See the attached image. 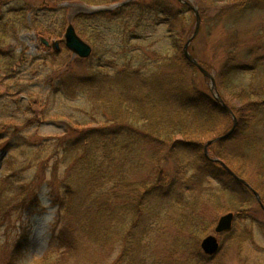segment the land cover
Returning a JSON list of instances; mask_svg holds the SVG:
<instances>
[{
	"label": "trees",
	"instance_id": "16d2710c",
	"mask_svg": "<svg viewBox=\"0 0 264 264\" xmlns=\"http://www.w3.org/2000/svg\"><path fill=\"white\" fill-rule=\"evenodd\" d=\"M259 1L247 9L258 8ZM9 3L10 0H0V8ZM189 11L190 5L178 0H130L113 11L73 19L77 24L127 19L130 38L142 32L146 21L155 26L166 24L172 32L173 50L152 51L153 59H144L137 66L127 62L105 67L108 63L102 65L99 61L103 62V58L99 57L89 74L74 72L63 62L59 70L53 71V77L49 76L50 96L71 100L86 97L103 121L78 126L81 129L71 130L73 126L69 125L67 134L27 144L30 162L14 166L0 179V226L13 216L29 223L42 214L45 209L41 207V195L45 188L51 204L58 209L50 245L39 264H110L119 248L113 264H145L144 252L152 247L151 242H156L144 240L149 232L147 226H151L149 219L152 215L159 218L165 209L179 213L169 218L178 219V230L170 244L175 257L169 263L153 264H206L216 257L201 249L203 237L215 224L200 218L206 215V208L211 206L216 217L222 212L215 206L216 198L221 202L224 197L226 207L234 208L230 211L248 218V206L256 201L253 192L205 155L208 140L224 131L226 119L232 115L207 87L197 84L193 75L199 70L185 58L183 38L174 35L177 27L187 34L183 26ZM4 31L5 25H0V71H9L16 57L1 50ZM67 52L65 49L48 56L55 60ZM260 54L251 55L252 65L238 64L229 56L220 71L221 85L217 89L226 104L238 103L233 108L238 125L228 139L211 145L209 152L214 145L222 146L247 131L264 109L263 100L252 99L264 94V53ZM94 57L92 54L79 60L94 63ZM253 70L258 82L252 83L249 91H228V99L224 84L232 82L230 78L240 71ZM34 122L37 119L27 121ZM10 147L9 142H2L0 153L8 152ZM214 154L228 165L224 156ZM234 172L241 176L243 171ZM210 178L219 179L218 191L206 190ZM257 191L264 203V191ZM160 228L155 230L159 239L166 235V229ZM235 228L223 235L222 249ZM19 233L20 239L11 248L13 255L6 264H18L30 247L28 228L21 227ZM139 258L143 263H138Z\"/></svg>",
	"mask_w": 264,
	"mask_h": 264
},
{
	"label": "rangeland",
	"instance_id": "374dc122",
	"mask_svg": "<svg viewBox=\"0 0 264 264\" xmlns=\"http://www.w3.org/2000/svg\"><path fill=\"white\" fill-rule=\"evenodd\" d=\"M114 1L129 0H10L8 5L0 8V25H5L1 50L9 56L16 57V64L9 71H0V144L2 142L11 144L8 152L0 153V179L11 173L14 166L26 165L30 162L31 155L27 144L67 134L70 131L69 125L73 126L71 130L81 129L78 126H94L97 122L103 121L101 114L93 112L92 105L86 97L71 100L62 96H50L47 80L49 76L53 77L54 70L61 68L59 63L64 62V67L67 65L70 70L79 74H89L91 68L97 65L99 57L103 58V62L99 61L102 65L108 63L105 67L127 62L137 66L144 59L152 60V51L172 52L170 38L172 32L170 33L166 24L155 26L152 22L146 21L142 32L135 33L138 36L130 38L132 34L128 33L126 28L127 19H116L113 23L99 19L96 20L97 22L93 20L78 24L73 21L78 34H81L83 40L93 48L94 63L80 61L79 59L82 58L74 56L70 51L55 60L48 56V53L61 54L65 50L64 35L72 19L78 15L96 12L100 8H110L115 5L112 4ZM187 2L198 8L202 20L200 30L191 43L189 51L214 75L217 87L221 85L218 78L229 56L235 58L234 62L238 64L252 65L251 55L255 57L264 53V0H260L258 8L252 10L247 8L255 5L256 0H187ZM172 3L175 7H179L176 2ZM245 3L246 5L242 7ZM184 20L183 27L187 34L181 33L180 27H177L174 29V35L179 34L183 38V44H186L196 29L193 11H189ZM255 29L259 30V33H255ZM44 39L49 42L50 47L44 45ZM54 43L59 44V50L53 48ZM258 49L261 51L259 52ZM31 60L33 63H30ZM261 69L258 72H261ZM256 77L258 76L254 70L238 72L230 78L232 82L227 81L224 84L227 91L224 93L225 96L231 99L228 91L235 93L249 91L251 84L258 82L254 80ZM193 78L199 86L202 88L205 86L207 87L205 89L210 90V82L206 81L199 71L195 76L193 75ZM252 99L262 101L264 94ZM227 105L232 111L233 108L238 107L236 102ZM31 118L37 119V122L28 124L27 121ZM26 125L30 126L26 127ZM232 127L233 118H227L224 131L219 136L226 134ZM248 128L247 131L239 133L235 140L222 146L214 145L209 155L211 159H220L214 153L224 156L228 165L233 168V170L230 168L233 172L241 169L243 179L256 191L257 188L264 191L262 170L264 169V109ZM210 140L212 139L208 141ZM43 156L45 157L46 153ZM219 186H221L219 179L210 178L205 188L207 191L213 189L218 191ZM41 197L51 204L48 188L44 189ZM221 198V202L216 198L215 203L216 207L222 209L220 214L215 217L210 206L209 209L206 208V215L200 217L207 222L215 221L212 230L203 239L214 233L221 216L233 212L230 210L234 208L226 207L227 202L224 197ZM190 202L193 203L192 199ZM51 206L56 208L52 204ZM248 207H250L248 218L236 219V228L234 226L236 231L226 239L221 252L206 264H264V211L257 201H253ZM50 211L51 209H45L29 223L25 221L22 223L20 222L22 219L13 216L6 225L0 226V264L8 263L12 257L11 248L16 240L20 239L19 230L23 226L29 230L30 247L18 264L40 263L52 237L54 223L47 227L43 223V217ZM176 214L179 213L165 209L159 218L152 215V219H149L151 226L150 224L149 227L147 226L149 232L144 240L146 243L150 240L156 242L150 241L152 247L144 252L145 264H153L154 261L169 263L171 257H175L170 244L178 230L175 224V220L178 219L170 221L169 218ZM34 226L39 231V235L33 231ZM160 226L166 229V235L159 239L155 230L158 228L162 230ZM224 240L225 238L221 236V241ZM116 251L110 264H113L121 249ZM138 263H143V260L139 258Z\"/></svg>",
	"mask_w": 264,
	"mask_h": 264
},
{
	"label": "water",
	"instance_id": "95a60500",
	"mask_svg": "<svg viewBox=\"0 0 264 264\" xmlns=\"http://www.w3.org/2000/svg\"><path fill=\"white\" fill-rule=\"evenodd\" d=\"M182 3H186L187 0H179ZM191 1V0H190ZM191 8L194 12V15L196 17V29L191 38L188 39L186 42L183 52L184 56L189 61L192 63L194 66L198 68V70L203 74L205 78L209 80V86L210 90L213 93L214 97L216 100H218L225 111L229 112L232 115L233 118V127L228 131L226 134L219 136L215 139H212L208 141L205 145V155L207 158L210 159L209 155V147L216 142L226 140L228 139L235 131V128L237 126V118L234 114V112L230 109V107L222 100L221 95L217 92L216 90V80L215 77L212 73H210L207 69H205L203 66L200 65V63L194 58V56L190 53L189 47L195 37L197 36L200 26H201V16L199 13V10L196 6H192ZM65 45L68 48L69 51L73 53L74 56H78L80 58H88L92 54V47L87 44L76 32L74 25L71 23L69 24L66 34H65ZM43 43L46 46H50L49 42L47 40H43ZM53 48L55 50H59V44L54 43ZM264 103V100H263ZM213 161L219 162L223 168L230 173L236 180L240 181L241 183L245 184L249 189H251L256 196L257 201L261 205L262 208H264V205L261 202L260 195L257 191H255L250 184H248L244 179L240 178L236 173H234L224 162H222L220 159H214ZM236 219V214L233 212L226 213L225 215L221 216L220 219L218 220L216 227L214 229V233L208 235L205 237L202 242H201V248L203 252L208 255V256H216L220 251H221V243L219 240V236L223 233H228L233 229L234 222Z\"/></svg>",
	"mask_w": 264,
	"mask_h": 264
},
{
	"label": "clouds",
	"instance_id": "9594fccd",
	"mask_svg": "<svg viewBox=\"0 0 264 264\" xmlns=\"http://www.w3.org/2000/svg\"><path fill=\"white\" fill-rule=\"evenodd\" d=\"M41 207H43L44 209H51V211L43 217V223L45 227L52 225L55 222L58 209L52 208L51 204L44 200L41 201ZM33 231L37 235H39V231H37L35 226L33 228Z\"/></svg>",
	"mask_w": 264,
	"mask_h": 264
},
{
	"label": "flooded vegetation",
	"instance_id": "af4514ba",
	"mask_svg": "<svg viewBox=\"0 0 264 264\" xmlns=\"http://www.w3.org/2000/svg\"><path fill=\"white\" fill-rule=\"evenodd\" d=\"M263 202V201H262ZM264 204V203H263ZM262 210L264 211V208H262ZM236 214V219L238 220V218H240V213H235ZM236 219H235V222H236ZM235 222H234V226H235Z\"/></svg>",
	"mask_w": 264,
	"mask_h": 264
}]
</instances>
